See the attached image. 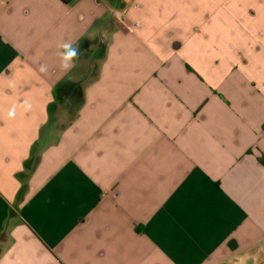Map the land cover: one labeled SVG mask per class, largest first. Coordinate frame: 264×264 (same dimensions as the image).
<instances>
[{
	"label": "crops",
	"instance_id": "crops-1",
	"mask_svg": "<svg viewBox=\"0 0 264 264\" xmlns=\"http://www.w3.org/2000/svg\"><path fill=\"white\" fill-rule=\"evenodd\" d=\"M263 158L264 0H0V264H237Z\"/></svg>",
	"mask_w": 264,
	"mask_h": 264
},
{
	"label": "clouds",
	"instance_id": "clouds-1",
	"mask_svg": "<svg viewBox=\"0 0 264 264\" xmlns=\"http://www.w3.org/2000/svg\"><path fill=\"white\" fill-rule=\"evenodd\" d=\"M59 49L56 55L59 58V67L64 72H69L79 62L80 50L77 45H73L70 41H61L57 44ZM39 71L41 73L48 72V66L42 64ZM28 107H31L30 105ZM16 112L14 109L9 110L8 116L14 118ZM264 264V247L258 248L254 253L239 257L237 264Z\"/></svg>",
	"mask_w": 264,
	"mask_h": 264
},
{
	"label": "trees",
	"instance_id": "trees-1",
	"mask_svg": "<svg viewBox=\"0 0 264 264\" xmlns=\"http://www.w3.org/2000/svg\"><path fill=\"white\" fill-rule=\"evenodd\" d=\"M66 1H70V0H66ZM59 99L60 97H59V94H56V99ZM50 109H51V107H50ZM33 151H35V146H34V149H33ZM32 162H36V159H35V157H34V155H33V152H32V156H31V158L26 162V169L29 167V165L30 164H32ZM262 162L264 163V158L262 159Z\"/></svg>",
	"mask_w": 264,
	"mask_h": 264
}]
</instances>
